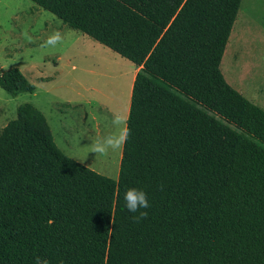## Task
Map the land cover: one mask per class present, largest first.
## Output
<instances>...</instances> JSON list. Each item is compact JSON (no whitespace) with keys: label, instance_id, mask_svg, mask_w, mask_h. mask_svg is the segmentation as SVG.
<instances>
[{"label":"trees","instance_id":"1","mask_svg":"<svg viewBox=\"0 0 264 264\" xmlns=\"http://www.w3.org/2000/svg\"><path fill=\"white\" fill-rule=\"evenodd\" d=\"M29 1L139 71L116 180L65 155L30 104L0 128V264H264V110L220 69L241 0ZM0 88L35 90L1 67Z\"/></svg>","mask_w":264,"mask_h":264},{"label":"rangeland","instance_id":"2","mask_svg":"<svg viewBox=\"0 0 264 264\" xmlns=\"http://www.w3.org/2000/svg\"><path fill=\"white\" fill-rule=\"evenodd\" d=\"M57 32L61 40L49 44ZM0 67L20 70L35 88L16 97L0 88V128L16 118L18 106L30 104L65 155L117 179L122 149L98 155L91 143L116 131L115 114L127 119L139 68L29 0H0ZM220 69L232 88L264 110V0H241Z\"/></svg>","mask_w":264,"mask_h":264},{"label":"clouds","instance_id":"3","mask_svg":"<svg viewBox=\"0 0 264 264\" xmlns=\"http://www.w3.org/2000/svg\"><path fill=\"white\" fill-rule=\"evenodd\" d=\"M61 40L60 33H54L48 39V43L55 45ZM112 124L116 129L115 132L103 137H98L91 143V153L98 155H107L110 151H118L123 148L130 137L131 129L127 127L126 119L120 115L115 114L112 119ZM125 207L131 213H138L133 217L134 220L139 221L147 217V209L150 207L148 194L140 188L132 187L126 189L123 196ZM145 211H141V210ZM36 264H49L46 258L37 257Z\"/></svg>","mask_w":264,"mask_h":264},{"label":"crops","instance_id":"4","mask_svg":"<svg viewBox=\"0 0 264 264\" xmlns=\"http://www.w3.org/2000/svg\"><path fill=\"white\" fill-rule=\"evenodd\" d=\"M134 76H135V74H134ZM134 76H133V78H132V83H133ZM131 88H132V84H131ZM130 94H131V90H130Z\"/></svg>","mask_w":264,"mask_h":264},{"label":"bare ground","instance_id":"5","mask_svg":"<svg viewBox=\"0 0 264 264\" xmlns=\"http://www.w3.org/2000/svg\"><path fill=\"white\" fill-rule=\"evenodd\" d=\"M132 90V89H131ZM105 129H107L106 127H105ZM107 131V130H106ZM104 135H105V133H104ZM91 140V139H90Z\"/></svg>","mask_w":264,"mask_h":264}]
</instances>
